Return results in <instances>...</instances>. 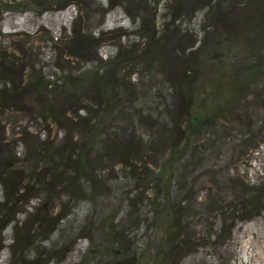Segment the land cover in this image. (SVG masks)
<instances>
[{"label": "trees", "instance_id": "16d2710c", "mask_svg": "<svg viewBox=\"0 0 264 264\" xmlns=\"http://www.w3.org/2000/svg\"><path fill=\"white\" fill-rule=\"evenodd\" d=\"M59 1L23 0L4 7V12L14 11L12 9L18 5L29 4L42 12L48 11L45 7L50 3L56 5L55 11L73 8L70 23L67 28H62L63 33L58 42L63 48L67 47L62 57L74 61L81 59L83 54L80 49L87 43H90V50L87 51L94 55L86 63L91 67H83L78 62L77 67L63 73L56 81L37 79L34 71L27 68L19 76L17 83L12 82V86L3 87L0 117H4L9 123L16 119L19 121L18 114H21L23 108L30 117L34 114L36 129H40L38 137L43 134L40 148L33 155L30 153V148L34 150L33 140H29V137L22 140L29 149L25 150L19 163L26 166L28 179H37L39 174H35V170L42 166L52 164L54 167H62L68 162L71 178H67L61 186L66 187L64 193L70 195L75 203L83 202L91 207L90 220L84 227L80 226L84 233L79 240L89 242L78 264H140L143 260L140 253L135 250L123 253L115 242L117 231L114 222L118 218V206H107L101 201H106L103 195L107 185L100 183L98 173L102 168L99 159L106 162L116 159L112 169L120 167L125 170L129 186L150 195V223L153 228H159L162 234L153 248L146 247L152 253L151 264H173V254H177V249L183 247L180 243L183 240L179 220L187 219V215L172 200L174 179L183 168L192 171L203 156L209 157V148L199 152L201 149L198 147L203 142H213V133L215 130L220 131L222 124L239 123L241 119L246 122L252 119V109L264 104V0H202L200 8L203 11L200 12L199 22L203 25L199 39L182 50H173L174 47L171 46L176 40V22L182 15L180 1L172 9L170 21L160 25L161 29L156 28L154 14L148 23L145 21L149 19L142 22L141 17L132 18L128 11L130 6L126 7V2L114 7L107 6L104 15L115 9L118 16L127 17L135 29L131 33L123 32L119 39L127 36L143 39L144 51L138 56L132 55V47L118 44L106 57L99 50L103 48L99 40L105 34L104 26L101 31H97L96 36L75 28L80 16L87 15L85 0H70L61 5L57 4ZM162 1L165 0H155L154 8ZM24 11L26 10L21 12L26 15L27 11ZM140 23L148 24V27L139 26ZM14 34L16 31L13 29L5 35ZM48 41L52 42L53 38L50 37ZM91 43H100L97 47L99 54ZM231 53L235 62L229 71H224L219 67L220 61ZM139 63L143 64L138 66ZM179 63L182 65L181 69L178 67ZM160 68L162 74L157 79L153 72L155 69L160 71ZM137 76L141 81L131 80ZM156 81L160 83L156 84ZM152 87L156 90L158 102L164 104L159 114L152 113L150 109ZM168 87L170 92L167 93L164 90ZM6 88L8 93H5ZM31 91H35V95L29 97L28 93ZM249 95L254 96L252 103L245 102ZM24 97L26 99L22 100ZM79 97H82L81 103L84 105L77 104ZM34 104L38 106L37 110L33 107ZM154 109L155 112L159 110ZM117 120L122 125V128L118 126V133L121 134L119 138L110 131L117 125ZM39 121L42 128L38 127ZM53 125L62 138L57 144L60 150L50 155L44 148L51 143L50 131ZM133 125L140 127V138L133 131ZM50 146H54V143ZM142 146L148 149L147 153H139ZM97 150L99 154L95 158ZM154 155L153 162L145 161ZM217 159L216 156L211 158L213 162ZM3 163L11 166L18 164L1 153L0 165ZM11 171V168H4L0 172L3 196L0 205L3 206L13 196ZM197 174L188 172L177 182L176 188L180 189L179 183L187 180L191 181L189 188H194ZM39 178L40 183L36 182L38 187H34L40 191L47 182L43 177ZM34 187L25 185L19 196H26ZM206 194L208 197V191ZM39 195L44 196V191ZM34 199L39 204L33 207L35 204L30 202ZM39 199H29L27 207L30 210L33 207V211L25 213L23 222L18 223L15 213L8 219L11 224L7 222L10 238L3 237L2 240V249L8 252V258L3 264H21V249L32 231H29L30 222L34 223L33 226L36 225V218H42L46 212L47 196L42 202ZM254 209L252 205H248L244 211L249 213ZM3 217L5 214L0 216V223L6 219ZM233 231L234 227L224 235L225 243L234 241ZM1 232L2 229L0 234ZM48 237L42 241H47ZM222 238V234L216 235L215 240Z\"/></svg>", "mask_w": 264, "mask_h": 264}, {"label": "rangeland", "instance_id": "374dc122", "mask_svg": "<svg viewBox=\"0 0 264 264\" xmlns=\"http://www.w3.org/2000/svg\"><path fill=\"white\" fill-rule=\"evenodd\" d=\"M21 1L23 0H0V96L3 94L1 91L3 87L17 83L19 76L27 68L34 71L37 79L56 81L60 75L77 67L78 62H81L79 65L83 67H91L86 63L90 60V56H94L87 51V49L90 50V43H87L80 49L83 54L81 59L74 61L62 57L67 47L63 48V45L58 42L63 33L62 28H67L70 23L73 8L55 11L56 5L50 3L45 7L48 11L42 12L38 7L29 4L18 5L12 9L14 11L4 12L5 5H13ZM67 1L70 0H60L57 4L61 5ZM106 1L107 4H105ZM154 1L85 0L84 7L87 8V15L80 16L75 28L96 36L97 31H101L100 29L104 26L105 34L99 40L103 44V48L99 49L103 57L109 56V51L118 44L123 47H132V55L138 56L144 51V40L133 36L119 39V35L123 32L131 33L135 29L130 20L125 16H118L115 9L104 15L107 6L114 7L120 5L121 2H126L125 6H130L128 11L132 18L141 17L142 22L149 19L145 21L148 23L151 15L154 14L157 22L156 28L161 29L160 25L170 21L172 9L180 1L182 3L180 14L182 15L176 22L178 23L175 28L177 30L176 40L173 44L171 43V46L174 47L173 50H182L194 40L199 39L203 25L199 22L201 21L200 12L203 11L200 8L203 4L202 0H165L160 2L156 8L153 5ZM23 9L27 11L26 15L21 12ZM145 23H140L139 26L143 27ZM146 25L144 28L148 27ZM13 29L16 31L14 36L5 35ZM50 37L53 38L52 42L48 41ZM100 43H91L96 47L97 54H99L97 47ZM234 62L233 54H227L224 60L220 61L219 67L224 71H229ZM142 64L139 63L138 66ZM179 66L181 69V63ZM161 71L162 68L160 71L155 69L153 76L156 75L159 79ZM138 78V76L133 77L131 80L135 81ZM138 81L141 80L138 79ZM159 83L160 81H156V84ZM164 91L170 92L169 87ZM8 92L6 88L5 93ZM155 94L156 90L154 91L152 87L149 105L152 113L159 114L164 104L158 102ZM32 95H35V91L28 93L29 97ZM25 99L26 97L22 98V100ZM81 99L82 97H79L77 104L84 105ZM253 101V95L245 99L248 103ZM262 105L252 109L250 113L252 119L246 122L241 119L239 123L222 124L220 131H214L213 142L206 141L198 147L201 149L199 152L209 148L211 150L209 157L203 156L192 171L183 168L174 179L172 200L173 203L179 205L180 211L187 215V219L179 220L182 225L180 232L181 240H183L180 243L185 248H178V253L173 254V264H242L241 262L248 259V264H264V107H261ZM33 107L38 109L35 104ZM154 108H159V110L155 112ZM18 116L19 121L16 119L13 123L6 122L4 117H0V130L2 131L0 133V155L3 153L13 163H18L16 166H11L9 163L0 165V172L4 168L12 169L13 181L11 186L13 196L9 198L10 201L6 206L0 205V216L5 214L3 218H6L0 223V229L3 231L0 234V264L8 258V252L2 249L3 237L10 238L9 225L11 224L8 219L15 213L14 215L19 220L18 223L23 222L26 217L25 213L33 211V207L39 204L38 200H32L30 203L35 205L30 210L27 207L29 199L40 198L42 202L46 196L48 204L45 214L42 218H36V225L33 226L34 223L30 222L29 231H32L30 238L25 241L21 249L20 258L23 259L20 260L21 264H78L89 242L79 240L84 233L80 230L82 228L80 226L84 227L90 220L91 207L83 202L75 203L70 195L64 193L66 187L61 186L67 178H71L67 161L62 167H54L52 164L42 166L41 169L35 170V174H39L37 179H28L26 166L19 163L25 150L29 149L22 140L28 137L29 140H33L34 150L30 148V153L33 155L40 148L39 144L42 142L43 134L38 137L40 129H36L34 114L30 117L22 108ZM37 123L38 127H43L40 121ZM116 124L110 131L116 133V137L119 138L121 134L118 133L120 131L118 126L122 125L118 123V120ZM57 130L54 125L51 126L50 142L54 143V146H50V143L44 148L45 152L49 151L50 155L60 150L57 144L62 135ZM140 130L138 125H133V131L139 138ZM140 148V154L148 152L145 146ZM98 154L97 150L94 157L96 158ZM212 156L218 159L213 162ZM67 157L69 159V156ZM154 159L155 155L145 161L153 162ZM99 160L102 168L98 173L100 183L107 185L103 195L106 201H101L107 206H118V218L114 222V228L117 231L115 242L123 253L132 252V250L140 253V257H143L140 264H151L152 253L146 247L153 248L162 234L159 228H153L150 223L152 220L149 208L150 195L145 191L144 193L133 190L126 180L125 170L120 167L112 169L116 159L111 162ZM188 172L198 173L196 186L189 188L191 181L187 180L185 183H179L180 189H177V182ZM40 176L46 179L47 183L39 191L36 189L38 187L36 182L40 183ZM25 185L33 187L35 185L36 188L30 190L31 193L26 196L20 197L21 189ZM248 189L254 192H249ZM42 191H44V196L39 195ZM207 191L208 197H206ZM1 198L3 196L0 184V203ZM248 205H252L255 209L246 213L244 208ZM17 213L20 214L17 215ZM233 227L234 241L225 243L224 235L228 234V230ZM221 234L223 238L215 240L216 235ZM46 236H49L48 240L42 241Z\"/></svg>", "mask_w": 264, "mask_h": 264}, {"label": "bare ground", "instance_id": "6f19581e", "mask_svg": "<svg viewBox=\"0 0 264 264\" xmlns=\"http://www.w3.org/2000/svg\"><path fill=\"white\" fill-rule=\"evenodd\" d=\"M248 262H249V259L246 260V261H244V262H241V263H242V264H248Z\"/></svg>", "mask_w": 264, "mask_h": 264}]
</instances>
